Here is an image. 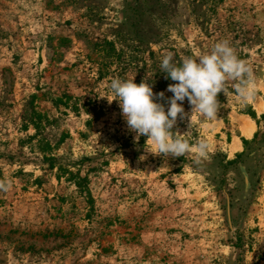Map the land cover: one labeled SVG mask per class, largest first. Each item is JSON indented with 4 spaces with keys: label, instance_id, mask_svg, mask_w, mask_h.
<instances>
[{
    "label": "rangeland",
    "instance_id": "1",
    "mask_svg": "<svg viewBox=\"0 0 264 264\" xmlns=\"http://www.w3.org/2000/svg\"><path fill=\"white\" fill-rule=\"evenodd\" d=\"M221 40L254 99H186L181 157L137 139L112 79L171 97L163 56ZM0 182V264H264V0H0Z\"/></svg>",
    "mask_w": 264,
    "mask_h": 264
},
{
    "label": "clouds",
    "instance_id": "2",
    "mask_svg": "<svg viewBox=\"0 0 264 264\" xmlns=\"http://www.w3.org/2000/svg\"><path fill=\"white\" fill-rule=\"evenodd\" d=\"M160 68L174 82L167 88L173 94L171 97L166 98L163 91L155 93L153 85L146 80L136 83L135 76L114 78L110 88L114 94L111 101L119 102L129 129L137 134V139L147 136L146 142L161 154L181 157L192 150L190 140L185 138L188 132L175 135L173 131L178 119L190 116L191 121V114L185 113L183 106L186 99L193 106L192 112L211 121L218 117V97L226 93L229 80L239 81L235 92L245 103L255 97L253 70L228 40L218 41L207 53L184 57L179 62L169 52L163 56ZM197 147L199 155L204 156L209 144L201 140ZM0 189L7 190V185L0 182Z\"/></svg>",
    "mask_w": 264,
    "mask_h": 264
},
{
    "label": "bare ground",
    "instance_id": "3",
    "mask_svg": "<svg viewBox=\"0 0 264 264\" xmlns=\"http://www.w3.org/2000/svg\"><path fill=\"white\" fill-rule=\"evenodd\" d=\"M253 126L251 122H245L244 123V130L247 134H250L252 132Z\"/></svg>",
    "mask_w": 264,
    "mask_h": 264
},
{
    "label": "trees",
    "instance_id": "4",
    "mask_svg": "<svg viewBox=\"0 0 264 264\" xmlns=\"http://www.w3.org/2000/svg\"><path fill=\"white\" fill-rule=\"evenodd\" d=\"M169 79V78H168ZM160 85H161V83H160ZM34 124H37V123H34Z\"/></svg>",
    "mask_w": 264,
    "mask_h": 264
}]
</instances>
